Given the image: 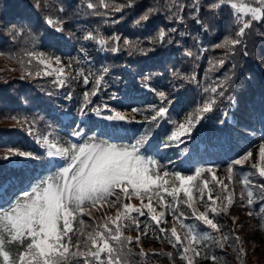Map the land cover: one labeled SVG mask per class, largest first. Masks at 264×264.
I'll list each match as a JSON object with an SVG mask.
<instances>
[{"label": "snow or ice", "instance_id": "1", "mask_svg": "<svg viewBox=\"0 0 264 264\" xmlns=\"http://www.w3.org/2000/svg\"><path fill=\"white\" fill-rule=\"evenodd\" d=\"M257 3V7H251L234 0H212L205 7L201 0H152L149 6H144L141 0H123L120 3L115 0H79L78 5L75 0H57L53 12L41 7L36 0L29 6L24 25L11 24L5 19L11 40L29 45L24 49L27 64L20 61L26 73L22 79L55 73L54 88H63L81 78L84 85L91 81L92 88L83 92L76 116L70 108L63 106L54 113L53 123L46 124L51 130L48 135L35 131L37 119L25 117L20 121L18 115L7 112L15 107V101L6 92H0V112H7L8 118L17 119L21 126L27 125L28 135L46 149V154L20 150L16 145L21 133L17 129H0V147L11 145L0 156V264H130L131 260L148 255H167L169 260H173L172 253L150 254L140 247L150 232L153 238L172 244L183 264H198V258L211 259L215 264L217 256L206 241L220 248L229 239L238 243L239 238L233 237L231 231L224 232V225L217 219L220 213L227 212L233 205L234 192L224 179L217 178L215 168L195 165L201 162L196 158L204 156L227 162L230 159L228 153L235 143L239 158L230 159L225 168L226 179L231 181L234 167L244 165L252 155L251 151L245 150L250 129L259 124L264 130V67L258 64L259 71L248 78L255 83L258 92L250 90L239 99L230 92L238 58L241 54L250 55V35L254 32L255 22L264 24V0H257ZM229 4L231 8H228ZM231 9L250 13L251 17L237 16L235 27L229 26L223 39L215 42L219 19L225 12L230 16ZM161 13L167 24H153V18ZM116 14H119L118 20L113 18ZM137 15L131 27L144 30L140 35H147L146 42L158 47H144L145 40L136 39L134 31L127 35L113 31L108 37L101 33L102 26L111 28L121 21L127 23L129 16ZM81 17H98L100 24L95 27L81 24L77 29L80 33L78 41H94L98 51L104 52L105 56H115L124 50L128 51L129 57L137 53L142 55L131 64H108L105 59L101 67L90 66L85 70L80 67L84 61L79 56L64 64L62 57L55 52L48 55L37 51L38 47L44 46L57 50L67 48L75 33L69 31L65 35V29L71 28ZM190 24L198 26L195 34L190 30ZM205 35L212 50L224 51L219 56L208 57V67L204 69L201 81L198 63L193 65L190 74H184L175 61L177 52L181 59L199 61L202 54L209 51L203 39ZM185 37L191 38V47L184 43ZM173 44L175 49L171 47ZM78 51L87 59L83 44ZM33 60L46 70L33 73L29 67ZM261 60L264 61V56ZM229 62L230 67L227 66ZM73 63L77 65L74 72ZM112 68H120L127 76L125 88L109 93L108 100L114 102L115 107H110L107 101L101 102L102 107L99 104L93 106L92 97L102 88L109 87V78L113 84L120 81V76L112 75ZM216 73L221 74L213 78ZM164 81L172 84L167 93L160 90ZM177 83L180 88L176 87ZM147 94H153L159 103H150L148 108L133 107L142 105ZM51 95H62L70 102L74 93L52 92L49 93ZM197 97L202 106H197L192 117L163 139L168 129L161 121L175 123L170 109L191 107ZM118 107L131 109L132 115L117 111ZM105 110L111 114L103 115ZM235 111L244 112L250 121L243 130H239V121L233 115ZM89 113L97 119H92ZM136 114L143 120L136 121ZM202 119L205 123L201 122ZM57 122L62 128H71V137L79 138L78 141L68 138L64 141L68 145L65 147L50 139V136H55L53 125ZM207 122L217 126L210 128ZM73 124L76 127L72 128ZM194 129L196 134L192 135ZM90 132L93 134L89 135ZM251 135L254 136L255 132L252 131ZM185 136L193 141L192 148L180 147L185 143L181 139ZM260 139L264 141V136ZM173 146L183 157L181 166L186 171L194 169L192 175L164 171L167 166L161 164L157 157L163 158V150ZM259 152L264 158V143L260 144ZM169 163H173L171 159ZM252 167L256 168V165ZM161 172L167 179L162 178ZM208 173L211 180L202 177ZM254 175L253 172L243 174V187L239 193L242 207L244 201L248 205L253 204L254 191L264 203V180L254 184L251 179ZM259 176L264 177V167L259 169ZM181 192L183 197L179 196ZM165 194L171 197V203H166ZM133 197L142 201L146 198L148 203L134 207L125 202ZM153 202L172 213L185 229L183 238L177 234L175 224L171 228L160 226L165 211L157 213ZM183 205L187 206L186 209L182 208ZM111 209H115V215L107 214ZM189 209L190 213L187 212ZM94 212L99 214V219L93 215ZM186 213L220 235L209 234L206 230L201 235L196 227L184 222ZM260 214H264V207L260 208ZM249 215L255 214L250 212ZM84 216L92 217L93 222L86 223ZM144 216L149 219L141 220L140 217ZM132 228L138 233L134 238L123 235L124 230ZM242 251V248L238 249V253Z\"/></svg>", "mask_w": 264, "mask_h": 264}, {"label": "trees", "instance_id": "2", "mask_svg": "<svg viewBox=\"0 0 264 264\" xmlns=\"http://www.w3.org/2000/svg\"><path fill=\"white\" fill-rule=\"evenodd\" d=\"M36 0H0V92H6L8 96H10L15 101V107L7 110V112H11L13 115H18L20 121H22L25 117L29 120L37 119V124L35 126V131L40 133L41 135H48L51 131L47 128V123H53L55 117L54 113L60 111L61 106L65 109H71L74 116L77 115V108L79 107V101L82 99V94L85 91H90L92 88L91 81L88 85L83 84V79L73 80L66 84L63 88H54L52 81L55 80V73L52 76H35L33 75L30 78L22 79V75H26L24 68L21 66L20 61H24L27 64V57L25 56L24 49L28 48L29 45L21 43H15L11 40V38L7 35V28L5 26V19L11 21V24L24 25L26 23L25 16L29 12V6L33 5ZM116 3L123 2V0H115ZM212 0H201L202 5L205 7L208 3H211ZM244 2L251 4L253 7H257V0H244ZM41 7L46 10H52L54 12L55 7L57 6V0H39ZM75 3L78 5L79 0H75ZM141 3L144 6H149L152 3V0H141ZM228 8H231V5H228ZM72 9H69L71 12ZM237 16L250 19L251 15H242L241 13H236L235 9H231V15L229 16L227 12H225L219 19L218 30L215 37V42H219L223 39L224 35L227 34L226 29L231 27H235L234 21ZM56 16L53 14V19ZM115 19H119V14H116ZM138 18L137 16H129L127 19V23L121 21V23L117 26L109 27H101V33L108 37L112 35L113 31L121 35H127L128 32L134 31L137 33L136 39H144L145 44L144 47H158V45H149L146 41L148 39L147 35L141 36V31L131 27L133 20ZM81 24H87L88 27H95L97 24H100V18L98 17H81L79 21L74 23L71 28L65 29V35L67 32L72 31L75 34L72 39L69 41V46L63 50L53 49L50 46L38 47L37 51L46 52L48 55H51L55 52L56 55L62 57V62L67 64L68 60L72 57H77L84 61L83 68L87 70L88 67L94 66L95 68L101 67V63L106 59L108 64H116L123 65L125 63L131 64L132 61L142 54L137 53L136 56L129 57L128 51L124 50L119 54L113 56L112 54H108L105 56L104 52L98 51V46L94 41L83 42L78 41V37L80 33L77 31L78 27ZM153 24L163 26L167 24V20L164 18L163 13L153 18ZM10 26V25H8ZM190 30L195 34L198 31V26L189 25ZM155 35V32L152 33ZM133 38V37H129ZM205 40V46L209 48L207 53L202 54V58L199 61H195L194 59H181L179 52L176 53V64L180 67L181 71L184 74H190L193 70V65H199L197 69L199 76L198 78L203 81V71L208 67V57L209 56H219L222 54L224 50H212L211 45L208 44V37L205 35L203 37ZM250 43L249 49L250 55L241 56L238 58L237 63V71L236 75L232 80V85L230 88L231 94H233L237 99L243 96L245 93L250 90H254L258 92V89L255 87V83L248 78L252 76L253 72H258L259 69L257 65H261L264 67V61L261 60V57L264 56V24L260 21L255 22L254 32L250 35ZM184 43L186 46H192V40L189 37H185ZM86 48L88 57L85 59L83 54L79 53V48L81 45ZM167 47V45H166ZM173 49L176 48V45H171ZM195 52L196 49L192 48ZM92 62L91 64L89 62ZM55 67V65H53ZM231 66L230 62L227 65ZM30 67V70L35 73L36 71H45L43 65H39L37 61L33 60ZM77 65L73 63L72 70L75 71ZM68 69L66 68V71ZM113 76H120L121 79L118 83L113 84L111 79L109 78V87L107 90H103L104 94L99 95V92L96 96L92 97L93 106L101 105L102 101H107L110 107H115L114 102L108 100V95L110 92H118L122 91L125 88V80H127V76L124 72L120 70V68H112L111 69ZM221 73L214 74L213 78L216 75H220ZM139 77H137V80ZM166 85L170 89L172 84L166 81ZM177 88H180L179 83L176 84ZM43 88V90H42ZM168 89V90H169ZM167 90V89H166ZM167 90V91H168ZM182 91V89H181ZM199 91V90H198ZM56 92H73V98L69 102L62 95H51L49 93ZM174 100L175 97L173 96ZM150 103H159V100L154 98L153 94H147L144 97V103L142 105H133V107H144L148 108ZM197 106H202V101H200L199 97L196 98V103L191 107L189 106H177L174 109H170L176 115V123L174 127L169 131H167L163 137L166 139L167 136L171 135V132L178 127L180 123L185 122L186 119L193 116L195 108ZM119 109V110H118ZM116 109L124 113L126 116H131V109L129 108H119ZM7 112H0V129H17L21 135L17 137L19 143L16 145L20 147V150H31L38 153H45L46 149L40 147L39 144L36 143L35 139L32 136H29L26 128L27 125L21 126L20 121L17 119L8 118ZM111 114L109 111L105 110L103 115ZM151 113H145V115H149ZM92 119H97L93 114L89 113ZM236 120L239 121L240 129L243 128L250 123L247 120L244 112L235 111L233 113ZM40 117H44V119H39ZM136 121H142L143 117L139 114L135 115ZM172 120H174L172 118ZM202 123H205L203 119ZM77 124L79 123V118L77 117ZM170 125L172 124L169 122ZM210 128H214L217 125H214L210 122H207ZM161 124L167 128V123L161 121ZM55 128V136H50V139H55L58 143L64 144V141L68 138H71V128H69L70 133L68 131H64L61 125L57 122L54 123ZM76 127V124L72 125V128ZM199 127V125H197ZM168 129V128H167ZM161 129H157L160 131ZM254 131L255 135L252 136L251 132ZM93 133H89L92 135ZM196 134V130H193L192 135ZM248 135V146L245 149L246 151H251L252 155L249 157L248 161L242 166H235L233 169V175L231 181L226 179L225 168L227 167V162H230V159L239 158L236 155L238 151V147L235 143L232 145L231 151L228 153L230 159L225 162L221 159H216L215 157H198L201 160L200 163L196 164V167H212L216 169V175L218 179H224L225 183H228L232 189V187L236 189V195L234 197L233 205L229 206L227 212H222L217 217L218 222L224 225V232L231 231V235L233 237H238V243H234L232 239H229L227 243H225L223 248L218 246H213L211 241H206V243L211 247L212 253L217 256V260L215 264H264V214H260V208L264 207V203L261 202L259 194L257 191H254L253 195V204L248 205L246 201H244V206H241L240 200V190L243 187L242 180L243 174L247 172L255 173L254 176L251 177L253 183H259L264 180V177L259 176V169L264 167V158L261 157L259 152V147L261 143L260 137L264 136V130L261 129L259 124H256L254 129H250ZM104 138V137H102ZM184 140V144H181L180 147H193V141L185 136L181 138ZM73 141V140H72ZM74 142V141H73ZM83 142V141H82ZM127 143L128 141H123ZM11 146V145H8ZM0 147V156L5 154L6 147ZM26 146V147H24ZM241 155L244 153L241 152ZM187 155V153H185ZM160 160V163L166 165L167 167L164 171H168L171 173L172 171H180L182 174L188 175L194 172L186 171L183 166H181V159L179 150L173 146V148L163 150V158L157 157ZM169 159L173 163H169ZM252 165H256V168H253ZM161 176L163 177V172H161ZM204 179L211 180V174H202ZM165 178V177H163ZM167 179V178H165ZM211 186V185H210ZM195 195V194H194ZM215 195V193H213ZM180 197H183V192L179 193ZM207 199V196H205ZM166 203H171V197L165 194ZM155 203V202H154ZM157 209H161L159 206L155 205ZM186 205H183L182 208L186 209ZM199 207V205H197ZM164 210V209H163ZM202 211L203 209L200 208ZM147 212L146 210H144ZM165 211V219L161 223V227L171 228L173 224L176 225L182 230L183 234L185 229L181 228L180 223L176 220V218L172 215L170 211ZM190 209L187 210L190 213ZM254 213L255 215H249V213ZM108 215H115V209H111L107 212ZM93 215L99 219L98 213H93ZM233 217H235V221H233ZM211 218V217H210ZM83 219L86 223H92L93 218L89 216H84ZM141 220L149 219L148 217H140ZM186 224H192L197 228V231L203 234V231H207L212 235H220L215 233L214 230L210 229L207 225H204L202 221H195L192 219L187 213L183 218ZM154 223V222H153ZM78 226V225H77ZM143 227V225H141ZM138 233L134 228L126 229L123 231V235L128 237H135ZM162 235V234H160ZM141 248L144 249L146 253H172L173 260H169L167 255H148L146 257H137L130 261V264H183V262L179 259L177 254V249L173 247L172 244L168 243L163 239H155L153 238L151 232L148 235L147 239L142 240ZM242 248L243 251L238 253V249ZM182 251V249H180ZM198 264H214L211 259L204 260L202 258H198Z\"/></svg>", "mask_w": 264, "mask_h": 264}]
</instances>
